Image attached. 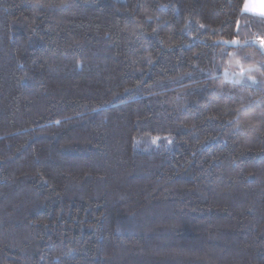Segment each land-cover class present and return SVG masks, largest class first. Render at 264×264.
<instances>
[{"label":"trees","instance_id":"obj_1","mask_svg":"<svg viewBox=\"0 0 264 264\" xmlns=\"http://www.w3.org/2000/svg\"><path fill=\"white\" fill-rule=\"evenodd\" d=\"M244 2L0 0V264H264Z\"/></svg>","mask_w":264,"mask_h":264},{"label":"crops","instance_id":"obj_2","mask_svg":"<svg viewBox=\"0 0 264 264\" xmlns=\"http://www.w3.org/2000/svg\"><path fill=\"white\" fill-rule=\"evenodd\" d=\"M248 4L250 10H245V4ZM262 4H264V0H245L243 10L247 14H253L258 17H264V15H260V9Z\"/></svg>","mask_w":264,"mask_h":264},{"label":"snow or ice","instance_id":"obj_3","mask_svg":"<svg viewBox=\"0 0 264 264\" xmlns=\"http://www.w3.org/2000/svg\"><path fill=\"white\" fill-rule=\"evenodd\" d=\"M245 10H250L247 3L245 4ZM260 15H264V4L261 6ZM261 45L264 46V40H261Z\"/></svg>","mask_w":264,"mask_h":264}]
</instances>
